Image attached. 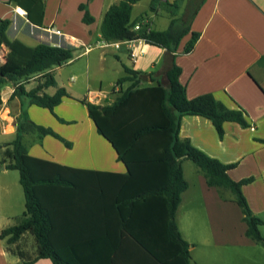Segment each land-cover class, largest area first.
Wrapping results in <instances>:
<instances>
[{"label": "crops", "instance_id": "obj_1", "mask_svg": "<svg viewBox=\"0 0 264 264\" xmlns=\"http://www.w3.org/2000/svg\"><path fill=\"white\" fill-rule=\"evenodd\" d=\"M37 1L42 3V8L32 7L28 12L16 0H0V18L10 19L5 30L8 40L18 39L29 46L40 41H65L75 46L71 59L50 69L56 83L69 93L54 106L55 113L68 121L60 120L45 106L28 102L23 95L11 96L15 83L5 81L1 86L0 158L3 150L10 147L23 111L31 120L51 126L72 145H65L50 133L39 134L29 129L23 132L27 152L45 160L93 170V173H84L93 177V182L75 188L76 194L69 196L71 190L64 188L60 195L47 199L54 220L55 241L72 242L107 229L115 241L121 239L118 255L125 260L124 264H145L141 261L145 251L127 236L114 232L118 227L117 216L107 179L113 177L111 173H125L126 166L118 158L112 141L98 131L96 121L81 99L101 105L111 102L119 91L113 85L126 73L125 66L140 70L137 77L140 85L164 84L171 54L162 46L142 41L136 43L137 54L132 59L123 44L119 47L101 45L100 21L106 8L117 0H88L89 12L94 17L89 23L82 20L83 10L78 6L87 0ZM161 1L155 12L149 10L151 0L139 8L136 6L140 0L136 1L131 17L148 11L152 26L164 29L174 12L179 14L186 10L188 0ZM50 26L59 28L60 33L48 30ZM190 30L199 33L192 48L183 50L191 36L189 31L181 37L174 52V60L181 68L179 79L185 85L187 96L211 92L227 106L239 104L246 111L248 125L227 120L220 137L209 118L185 114L179 134L211 156L224 162H236L228 170L232 178L253 176L242 190L255 213L254 195L247 187L260 178L264 191V141L261 140L264 139V0H203L192 18ZM8 51L7 43L1 41L0 63L6 61ZM82 55L87 57L85 70L73 66ZM90 67H93V77L89 75ZM38 75L23 80L27 89L41 80ZM129 83L130 80H125L119 85L124 88ZM54 90V85L44 88L48 93ZM184 161L183 173L188 186L182 191L175 219L181 235L189 242L190 262L202 264L198 252L204 245L234 241L236 236L245 235L246 223L231 191L222 190L221 195L219 187L207 185L197 166V178L188 179ZM14 170L0 168V229L16 223L24 210V192L19 174H14ZM35 246L34 236L29 232L10 244L6 237H0V264H24L15 250L32 253ZM30 264H52V260L40 257Z\"/></svg>", "mask_w": 264, "mask_h": 264}, {"label": "trees", "instance_id": "obj_2", "mask_svg": "<svg viewBox=\"0 0 264 264\" xmlns=\"http://www.w3.org/2000/svg\"><path fill=\"white\" fill-rule=\"evenodd\" d=\"M138 0H117L104 11L99 30L106 40L142 37L146 42L164 47L171 54V63L165 70L166 83L156 82L140 85V70L125 66L126 73L118 82L130 80L120 88L109 103L98 104L81 99L90 116L97 123L100 133L106 135L117 148L118 158L125 166V173H111L107 179L111 188V200L117 224L116 233L130 238L144 252L145 264H195L190 262L189 242L183 238L178 228L175 212L181 200L182 191L188 186L184 177L182 161L191 159L203 173L207 185L228 189L232 199L240 206L246 223L245 235L260 239L261 219L253 213L243 193L244 184L253 176L234 179L228 170L236 162H224L195 146L188 137L179 134L181 118L185 114H198L213 123L218 135L223 136V123L227 120L248 125L246 111L239 104L227 106L211 92H202L188 97L185 85L179 79L180 66L174 60V52L183 35L190 31V38L183 50L192 48L199 33L191 29V21L203 0H188L185 11L174 12L164 29L146 30L144 26L135 29L148 11L132 18L133 3ZM28 12L42 8L37 0H16ZM161 0H151L149 10L157 11ZM36 5V6H35ZM83 10L82 20L92 22L88 0L79 3ZM40 7V8H39ZM42 10H40L41 13ZM9 18H0V43L9 46L7 59L0 63V103L1 86L7 80L15 83L11 96L23 95L28 102L47 107L58 116L54 106L64 95H69L64 86L56 83L50 70L74 56L75 46L65 41L50 43L40 41L33 46L18 39L8 40L5 30ZM39 74L37 84L27 89L23 83L33 74ZM54 85L52 93L44 88ZM24 110V108H23ZM36 130L39 134L50 133L65 145L72 142L59 134L51 126L37 123L23 111L18 121L14 138L9 142L0 158V168H14L19 172V181L24 192V210L16 223L0 229V237L7 243H15L25 232L34 236L35 250L32 253L22 250L15 252L30 264L40 257H49L52 264H124L118 255L122 247L120 241L106 229L81 237L79 240L59 244L52 235L53 215L47 199L60 195L64 188L76 194L75 188L93 182V177L85 172L93 170L76 168L30 155L23 142L25 130ZM264 141V139H261Z\"/></svg>", "mask_w": 264, "mask_h": 264}, {"label": "rangeland", "instance_id": "obj_3", "mask_svg": "<svg viewBox=\"0 0 264 264\" xmlns=\"http://www.w3.org/2000/svg\"><path fill=\"white\" fill-rule=\"evenodd\" d=\"M148 0H140L139 5H147ZM11 35V33H10ZM32 41V40H31ZM93 51L90 53L92 56ZM87 57L85 55L78 56L75 60L74 67L86 69ZM89 75L93 77V67L89 69ZM188 164V165H187ZM196 163L191 159H185L184 169L188 179L197 178ZM198 168V166H197ZM14 174H19L18 170L12 171ZM250 188L254 195L255 209L254 213L261 219L259 230L261 233L260 239H251L245 236L244 233L236 236L234 241L225 242L222 244L204 245L203 250L198 253L202 264H264V191L263 182L260 178L254 179L250 183Z\"/></svg>", "mask_w": 264, "mask_h": 264}, {"label": "built area", "instance_id": "obj_4", "mask_svg": "<svg viewBox=\"0 0 264 264\" xmlns=\"http://www.w3.org/2000/svg\"><path fill=\"white\" fill-rule=\"evenodd\" d=\"M140 26H144L146 30H149L152 27V22L147 15H145L140 21H138L134 24L135 29L139 28ZM48 30L55 32V33H60V29L55 28L53 26H50L48 28ZM142 41H145L142 37L124 38V39H115V40H106L103 38V40L100 43L103 46L112 45L114 47H119L120 45L123 44L128 48L130 57L132 59H135L136 54H137V51L135 49V45H136V43H139ZM113 87L118 88V89L121 88V86L119 85V82H115Z\"/></svg>", "mask_w": 264, "mask_h": 264}]
</instances>
